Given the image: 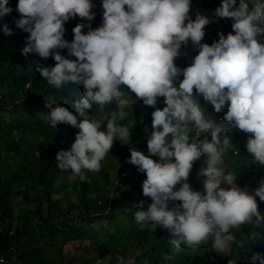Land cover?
I'll return each mask as SVG.
<instances>
[{"label": "clouds", "instance_id": "9594fccd", "mask_svg": "<svg viewBox=\"0 0 264 264\" xmlns=\"http://www.w3.org/2000/svg\"><path fill=\"white\" fill-rule=\"evenodd\" d=\"M6 4L7 0H0V16L13 10ZM93 7L91 0H18L15 9L20 14L16 27L29 34L21 54L54 59V66L38 69L53 88L72 83L84 89L82 99L75 103L77 114L60 104L48 114L53 127L67 124L79 129L70 150L56 153V167L87 181L85 170L101 171L114 140L128 143L129 129L118 121L129 115L125 109L132 101L121 85L146 106L155 108L157 98L163 97L166 106L151 113L149 155L132 149L128 159L146 174L142 194L151 199L146 211L135 212V222L153 231L166 229L177 249L181 245L196 249L211 239L214 250L225 252L235 241L231 229L250 223L259 226L264 220L255 199L264 201V178L249 194L234 183L236 172L224 162L225 151L232 148L226 133L234 129L252 134L246 150L253 163L264 165V43L260 42L264 3L249 7L245 0L238 6L237 0H221L215 17L230 18L235 34L218 33V41L209 46L201 41L205 26L212 21L200 13L191 19V0H102V25L92 29L90 23H78L72 29L73 40H65L64 24L77 16L91 22ZM85 27L89 30L82 34ZM3 32L12 35L7 25ZM189 40L199 51L192 64L181 69L174 60ZM62 49L75 59L61 55ZM180 75L183 79L177 87L174 81ZM194 89L217 113L228 102L224 118L217 122L206 114ZM114 101L117 110L100 131L104 121L90 118L92 106L102 111ZM202 134H210V140H200ZM202 155L207 157L201 169L203 193L187 182L193 163ZM170 201L180 203L170 207ZM117 259L123 264V257ZM251 261L264 264V254H253Z\"/></svg>", "mask_w": 264, "mask_h": 264}, {"label": "trees", "instance_id": "16d2710c", "mask_svg": "<svg viewBox=\"0 0 264 264\" xmlns=\"http://www.w3.org/2000/svg\"><path fill=\"white\" fill-rule=\"evenodd\" d=\"M239 2L237 0V6ZM245 2L252 7L257 2L264 3V0ZM17 3L18 0H7L6 7L13 10L0 16V255L6 261L2 264H62L61 248L76 242L87 243L83 249L86 254H92L84 260L77 259V264H96L99 260L120 264L118 257H123V264H129L130 260L134 264H230L233 261L235 264H252L253 254H264V220L259 226L250 223L231 229L235 241L225 252L214 251L209 242L202 243L196 249L183 245L177 249L166 229L158 227L153 231L135 222V212L146 211L151 199L142 194V182L146 174L138 172L136 166L128 163V159L132 149L149 155L147 139L152 132L151 113L156 108L163 109L166 106L163 97L157 98L155 108L146 106L126 85H121V90L132 101L125 109L129 115L123 121H118L129 129L128 143L114 140L101 162L100 172L85 170L87 181L75 176L70 182L72 174L56 167V153L70 150L79 129L67 124L53 127L47 117L56 104L77 114L75 103L82 99L84 89L72 83L60 89L53 88L40 76L38 69L54 66V59L49 57L45 60L35 53L26 56L21 54L29 34L16 27L15 22L20 17L15 10ZM91 3L94 5L91 11L95 13V18L91 22L78 16L69 19L64 24L65 40H73L72 29L78 23H90L92 29L102 25V0H91ZM220 4L221 0H191V19L194 20L196 14L200 13L212 21L204 28L202 44L210 46L218 41V33L225 37L230 32L235 34L230 18L215 17V9ZM4 25L12 30V35L4 34ZM88 30L85 27L82 34H87ZM260 42L264 43V36ZM59 51L66 58L75 59L68 55L67 49ZM198 51V47L189 40L186 45H181L180 55L175 58L174 64L181 69L190 66ZM182 79L180 75L174 81L177 87ZM193 94L211 118L217 122L224 118L228 102L224 112L217 113L202 96L196 95L195 89ZM104 109L108 114L100 131L106 129L110 113L117 110L115 101L104 106ZM99 110L100 106L93 105L89 114H96ZM226 134L232 144V148L224 154L226 168L230 170L233 164L240 166V169L233 167L236 177H240V183L244 178L254 176L248 191L254 194V188L264 178V165L250 173L245 170L246 161L252 159L245 147L252 134L234 129H229ZM193 136L194 132H190L189 140ZM116 158L117 169L110 182L108 170L114 169ZM150 158L159 160L157 156ZM206 158L202 155L200 160L193 163L190 171L187 182L194 191H199L205 179L201 175V165ZM102 183L112 186V192L108 190L103 193L100 190ZM179 187L177 185L175 190ZM92 194H95L94 197ZM18 198L20 200L16 202ZM255 199L264 217V201H260L259 197ZM141 201H144L143 206H140ZM31 203L36 206L29 210L27 207ZM179 203L170 201L169 206ZM43 204L44 210L41 209ZM24 211L31 213L22 215ZM32 218L37 221L32 222ZM39 241L43 244L40 245Z\"/></svg>", "mask_w": 264, "mask_h": 264}, {"label": "rangeland", "instance_id": "374dc122", "mask_svg": "<svg viewBox=\"0 0 264 264\" xmlns=\"http://www.w3.org/2000/svg\"><path fill=\"white\" fill-rule=\"evenodd\" d=\"M226 106H227V103L225 104L224 108L221 110L220 113L224 112V109L226 108ZM107 114H108V112L103 108L102 111L99 110L96 114L93 113L92 115H90V118H93V119L101 118V119H103V121H105L106 117H107ZM127 124L131 125L130 122H127ZM204 138L210 139V134H202L200 136V140H203ZM168 139L169 140L171 139L170 135H169ZM225 153H226V151H225ZM234 159L236 161V157ZM199 160H200V158H199ZM205 160H202L203 162H202V165H201V169L205 166L204 165V161ZM117 164H118V158H116L114 160V169H109L108 170V173H109V176H110V182L112 181V178H113L112 176H113V174L115 173V171L117 169ZM234 166H235L236 169H240V166L238 167L236 164H233V166L231 167L230 171H232L234 169L233 168ZM259 166L260 165H258L256 163H253L252 159H248V161H246V163H245V170L250 173L251 170H253L255 168H259ZM263 175H264V171H263ZM74 178H75V176L71 175V177L69 178L70 182H72V180H74ZM239 180H240V177H237L236 180L234 181V183L238 187H240L241 189L246 190L248 192L250 186L254 182V176L251 175V176H248V177L244 178L243 181H241V183L238 182ZM221 187L227 189L229 186L225 185V184H221ZM257 187H255L254 189H256ZM100 188H101L100 190L103 193H107L108 190H109V193L112 192V186H110V185H105V184L102 183V184H100ZM199 191L203 193V184L200 186ZM94 195L95 194H92L93 197H94ZM112 197H114L113 193H112ZM73 198L74 197L72 196L71 200H73ZM19 200H20V198L16 199V202H19ZM35 206H36V204H32L31 203V204H29V206L27 208L29 210H31V208H34ZM41 209H43V210L45 209V204L42 205ZM30 213L31 212H29V211H24L22 213V215H30ZM15 216H17V215L15 214ZM34 221L36 222L37 219L36 218H32V222H34ZM208 242H209V246L213 249L211 239ZM39 244L41 245V244H43V242L39 241ZM86 244L87 243H79V242L65 244L61 248V250L59 252L60 256H61V259L63 261L62 264H77L78 263L77 259L81 258V260H84L86 257L91 256L92 254H86L84 249H83ZM228 249H226V250H228ZM214 251H216V250H214ZM96 264H108V262L106 260H99V261L96 262Z\"/></svg>", "mask_w": 264, "mask_h": 264}, {"label": "built area", "instance_id": "2783aa9c", "mask_svg": "<svg viewBox=\"0 0 264 264\" xmlns=\"http://www.w3.org/2000/svg\"><path fill=\"white\" fill-rule=\"evenodd\" d=\"M4 263V258L3 256L0 255V264Z\"/></svg>", "mask_w": 264, "mask_h": 264}]
</instances>
